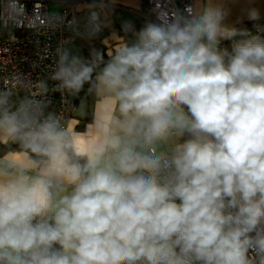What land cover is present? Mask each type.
I'll use <instances>...</instances> for the list:
<instances>
[{
	"label": "clouds",
	"instance_id": "obj_1",
	"mask_svg": "<svg viewBox=\"0 0 264 264\" xmlns=\"http://www.w3.org/2000/svg\"><path fill=\"white\" fill-rule=\"evenodd\" d=\"M155 15L107 60L56 48L57 87L106 101L83 150L43 101L0 89L20 150L0 157V264H264V38L223 0Z\"/></svg>",
	"mask_w": 264,
	"mask_h": 264
},
{
	"label": "built area",
	"instance_id": "obj_2",
	"mask_svg": "<svg viewBox=\"0 0 264 264\" xmlns=\"http://www.w3.org/2000/svg\"><path fill=\"white\" fill-rule=\"evenodd\" d=\"M140 1L147 4L145 15L152 21L156 19L157 4L167 10L194 6V0ZM73 11L74 6L69 2L55 14L59 18H55L47 9V0L29 4L22 0H2L0 6V28L7 31L0 33V89L12 88L21 99L32 97L43 101L45 111L55 113L65 127L68 116L74 111V94L60 90L59 82L52 80L51 75L58 59L56 48L62 45L68 49ZM242 30L264 38V16ZM245 38L237 35L231 40H222L220 47L230 51L234 41ZM42 81L47 85L46 91L40 88Z\"/></svg>",
	"mask_w": 264,
	"mask_h": 264
},
{
	"label": "crops",
	"instance_id": "obj_3",
	"mask_svg": "<svg viewBox=\"0 0 264 264\" xmlns=\"http://www.w3.org/2000/svg\"><path fill=\"white\" fill-rule=\"evenodd\" d=\"M22 1L29 4L39 0ZM69 2L74 6V24L70 29L68 49L72 54L86 61L92 59L95 53L103 55L107 60L122 41L133 42L134 32L139 31L147 21L151 20L145 15L147 4L140 0H47V9L50 13L57 14ZM207 2L208 0H194V6L204 5ZM223 2L230 8V15L225 23L238 30H242L246 23L253 21L248 19L246 9L255 7L260 17L264 16V0H223ZM93 12L98 14L99 31L89 35L91 31L89 21ZM129 25L132 26V31H126ZM6 32L0 28V33ZM89 87L85 84L79 93L74 94V111L66 121L67 128L79 136L81 150L87 147L94 119L99 116L106 103L90 92ZM13 100H21V95L16 93ZM0 143L10 145L12 142L0 138ZM19 151L9 150L0 157ZM17 158H20L19 155Z\"/></svg>",
	"mask_w": 264,
	"mask_h": 264
},
{
	"label": "trees",
	"instance_id": "obj_4",
	"mask_svg": "<svg viewBox=\"0 0 264 264\" xmlns=\"http://www.w3.org/2000/svg\"><path fill=\"white\" fill-rule=\"evenodd\" d=\"M250 23H246L244 25V27H246L247 25H249ZM19 150V145L15 144V143H11L10 145L7 144H1L0 143V156H2L5 152L9 151V150Z\"/></svg>",
	"mask_w": 264,
	"mask_h": 264
}]
</instances>
